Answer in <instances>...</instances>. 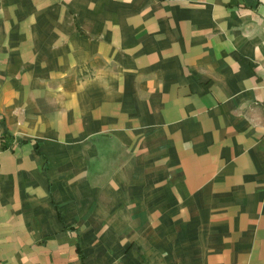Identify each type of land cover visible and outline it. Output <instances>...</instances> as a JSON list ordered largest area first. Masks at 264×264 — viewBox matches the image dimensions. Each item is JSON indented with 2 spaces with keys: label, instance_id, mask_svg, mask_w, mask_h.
Listing matches in <instances>:
<instances>
[{
  "label": "crops",
  "instance_id": "0c3cea01",
  "mask_svg": "<svg viewBox=\"0 0 264 264\" xmlns=\"http://www.w3.org/2000/svg\"><path fill=\"white\" fill-rule=\"evenodd\" d=\"M0 264H264V0H0Z\"/></svg>",
  "mask_w": 264,
  "mask_h": 264
}]
</instances>
